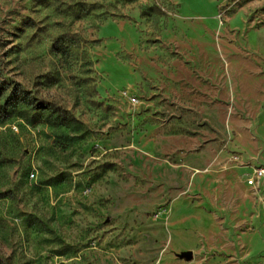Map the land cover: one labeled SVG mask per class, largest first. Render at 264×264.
Here are the masks:
<instances>
[{"label": "rangeland", "instance_id": "374dc122", "mask_svg": "<svg viewBox=\"0 0 264 264\" xmlns=\"http://www.w3.org/2000/svg\"><path fill=\"white\" fill-rule=\"evenodd\" d=\"M257 167L264 0H0V264H264Z\"/></svg>", "mask_w": 264, "mask_h": 264}, {"label": "built area", "instance_id": "2783aa9c", "mask_svg": "<svg viewBox=\"0 0 264 264\" xmlns=\"http://www.w3.org/2000/svg\"><path fill=\"white\" fill-rule=\"evenodd\" d=\"M132 102H135V99H131ZM13 130H16V127H12ZM264 178V168L257 167L253 170L251 175L246 179V183L250 187H257V184Z\"/></svg>", "mask_w": 264, "mask_h": 264}, {"label": "crops", "instance_id": "0c3cea01", "mask_svg": "<svg viewBox=\"0 0 264 264\" xmlns=\"http://www.w3.org/2000/svg\"><path fill=\"white\" fill-rule=\"evenodd\" d=\"M233 189H232V197H237L241 193V186L238 181L235 180V183L233 182Z\"/></svg>", "mask_w": 264, "mask_h": 264}, {"label": "water", "instance_id": "95a60500", "mask_svg": "<svg viewBox=\"0 0 264 264\" xmlns=\"http://www.w3.org/2000/svg\"><path fill=\"white\" fill-rule=\"evenodd\" d=\"M180 259H183L187 262L191 261L193 259V254L192 252H183L180 254Z\"/></svg>", "mask_w": 264, "mask_h": 264}, {"label": "trees", "instance_id": "16d2710c", "mask_svg": "<svg viewBox=\"0 0 264 264\" xmlns=\"http://www.w3.org/2000/svg\"><path fill=\"white\" fill-rule=\"evenodd\" d=\"M20 99H21V98H19V102H17V103H20Z\"/></svg>", "mask_w": 264, "mask_h": 264}]
</instances>
